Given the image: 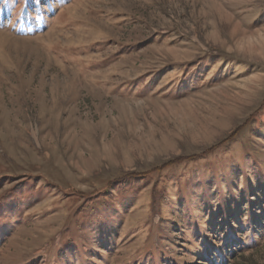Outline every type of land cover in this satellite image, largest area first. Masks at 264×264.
Wrapping results in <instances>:
<instances>
[{"label": "rangeland", "instance_id": "1", "mask_svg": "<svg viewBox=\"0 0 264 264\" xmlns=\"http://www.w3.org/2000/svg\"><path fill=\"white\" fill-rule=\"evenodd\" d=\"M13 1L0 264H264V0Z\"/></svg>", "mask_w": 264, "mask_h": 264}, {"label": "trees", "instance_id": "2", "mask_svg": "<svg viewBox=\"0 0 264 264\" xmlns=\"http://www.w3.org/2000/svg\"><path fill=\"white\" fill-rule=\"evenodd\" d=\"M10 2H14L13 0H5V4L9 8V15H8V20L9 16L12 18L13 16V9L11 8V5L9 4ZM48 2V3H46ZM56 2V1H55ZM53 5L54 1L53 0H47L44 3L42 0H33V5L32 7H28L27 5L22 7V10L20 11L22 13L21 15V22L16 25L18 31H32L34 29L33 25L31 24L32 21L36 20L37 25L42 26L43 24L47 23V18L50 15V13L53 12ZM28 7V10L26 8ZM5 10V9H4ZM1 12V10H0ZM18 15L17 13H15ZM15 20V18H12ZM37 27V26H36Z\"/></svg>", "mask_w": 264, "mask_h": 264}]
</instances>
